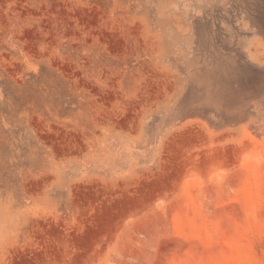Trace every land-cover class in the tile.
I'll return each mask as SVG.
<instances>
[{"label":"rangeland","instance_id":"1","mask_svg":"<svg viewBox=\"0 0 264 264\" xmlns=\"http://www.w3.org/2000/svg\"><path fill=\"white\" fill-rule=\"evenodd\" d=\"M0 264H264V0H0Z\"/></svg>","mask_w":264,"mask_h":264}]
</instances>
